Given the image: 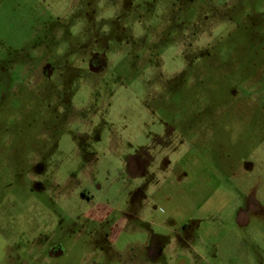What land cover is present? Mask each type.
Wrapping results in <instances>:
<instances>
[{"label": "rangeland", "instance_id": "374dc122", "mask_svg": "<svg viewBox=\"0 0 264 264\" xmlns=\"http://www.w3.org/2000/svg\"><path fill=\"white\" fill-rule=\"evenodd\" d=\"M256 191L264 0H0V264H225Z\"/></svg>", "mask_w": 264, "mask_h": 264}, {"label": "crops", "instance_id": "0c3cea01", "mask_svg": "<svg viewBox=\"0 0 264 264\" xmlns=\"http://www.w3.org/2000/svg\"><path fill=\"white\" fill-rule=\"evenodd\" d=\"M255 167H253L254 169ZM260 170V169H259ZM259 176V175H258ZM255 176V181H259V177ZM253 179V180H254ZM254 193V192H253ZM256 196L253 197V205H252V211L251 214L259 215L263 213V205L264 202V195L261 193H258L256 191ZM133 218L134 216H130ZM249 216L245 213H240V216L238 217L237 221V227L238 229H245L249 225ZM247 230H249L247 228ZM238 231V230H237ZM213 241V240H211ZM217 242L210 243L208 239L201 240L199 242L200 246H204L205 249L207 246L212 247ZM222 243V242H221ZM223 247L224 252L226 253L229 247H235L237 248V255H228L224 257L223 263L225 264H264V241L261 240H255V239H238L236 241H225L224 244L221 245ZM226 248V249H225ZM207 250V249H206ZM209 251H211L209 249ZM195 255L190 253H181L174 255L169 259L170 264H213L214 263V257L213 255H202L197 254L196 251ZM161 259V256L156 253H153L152 251H149V254L146 255L144 260L141 262L144 264H155L158 263Z\"/></svg>", "mask_w": 264, "mask_h": 264}, {"label": "flooded vegetation", "instance_id": "af4514ba", "mask_svg": "<svg viewBox=\"0 0 264 264\" xmlns=\"http://www.w3.org/2000/svg\"><path fill=\"white\" fill-rule=\"evenodd\" d=\"M127 220V219H126Z\"/></svg>", "mask_w": 264, "mask_h": 264}]
</instances>
